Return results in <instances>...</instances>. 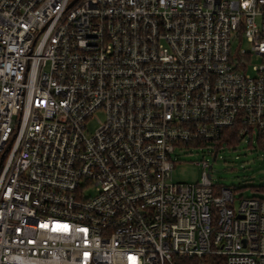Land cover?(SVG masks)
Segmentation results:
<instances>
[{
  "label": "built area",
  "instance_id": "obj_1",
  "mask_svg": "<svg viewBox=\"0 0 264 264\" xmlns=\"http://www.w3.org/2000/svg\"><path fill=\"white\" fill-rule=\"evenodd\" d=\"M72 2L0 0V264H264V199L171 181L264 147V0Z\"/></svg>",
  "mask_w": 264,
  "mask_h": 264
},
{
  "label": "rangeland",
  "instance_id": "obj_2",
  "mask_svg": "<svg viewBox=\"0 0 264 264\" xmlns=\"http://www.w3.org/2000/svg\"><path fill=\"white\" fill-rule=\"evenodd\" d=\"M238 48L249 51L245 38L232 41V49ZM259 63V57L252 56L246 73L254 76L253 67ZM98 117H102L98 115ZM95 121L88 124L89 131L96 128ZM219 148L210 146L190 145L181 150L176 149L172 155L174 162L171 181L173 183L194 184L202 175V168L197 163L207 162L206 172L211 177L214 186L226 187L234 191L235 205L242 198L257 197L264 199V192L256 189L264 187V149L261 148L255 136L252 141L242 138L234 145L225 146L220 143ZM217 155L212 161V153Z\"/></svg>",
  "mask_w": 264,
  "mask_h": 264
},
{
  "label": "trees",
  "instance_id": "obj_3",
  "mask_svg": "<svg viewBox=\"0 0 264 264\" xmlns=\"http://www.w3.org/2000/svg\"><path fill=\"white\" fill-rule=\"evenodd\" d=\"M242 137L237 135V132L235 129H225L222 131L221 138L214 142L213 144L207 145L210 147H213L214 149L219 148L221 146L220 143L226 144L225 146H230L236 144L238 141H240ZM258 145L264 149L262 145L258 143ZM216 150H214L215 152ZM3 160V159H2ZM257 191L264 192V187L256 189ZM191 263V264H223L224 258L223 257H214V256H205L201 259H188L184 260V263Z\"/></svg>",
  "mask_w": 264,
  "mask_h": 264
},
{
  "label": "water",
  "instance_id": "obj_4",
  "mask_svg": "<svg viewBox=\"0 0 264 264\" xmlns=\"http://www.w3.org/2000/svg\"><path fill=\"white\" fill-rule=\"evenodd\" d=\"M75 1H76V0H73V2H72L70 5H72ZM215 157H216V153L214 152V153L212 154V161H214Z\"/></svg>",
  "mask_w": 264,
  "mask_h": 264
}]
</instances>
